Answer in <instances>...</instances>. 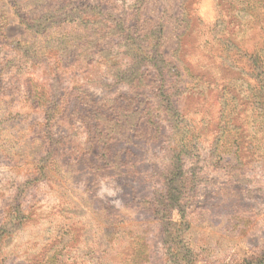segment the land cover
Instances as JSON below:
<instances>
[{
  "label": "rangeland",
  "instance_id": "1",
  "mask_svg": "<svg viewBox=\"0 0 264 264\" xmlns=\"http://www.w3.org/2000/svg\"><path fill=\"white\" fill-rule=\"evenodd\" d=\"M113 1L147 18L145 34L161 26V36L125 38L126 73L114 89L126 91L132 74L139 76L133 91H141L153 118L130 114L128 122L137 121L147 138L157 132L137 154L146 160L147 178L157 175L158 183L170 176L157 186L167 195L158 190L155 203L172 209L158 217L164 225L157 235L139 232L143 216L127 219L129 237L114 235L103 215L91 213L93 200L76 196L78 185L62 178L54 161L31 163L46 151L47 133L54 135L51 158L84 142L80 125L62 117L67 107L68 116L75 113L67 103L72 89L97 97L113 89L101 66L67 65L94 47L65 51L73 24L50 29L56 32L43 49L45 37L25 30L0 0V36L7 39L0 47V264H264V0H147L142 7L138 0ZM145 74L154 78L152 86ZM104 82L112 90H103ZM130 104L125 97L126 111ZM64 133L74 145L59 143ZM8 134L25 136L15 154ZM90 151L97 153L94 142ZM118 187L102 182L96 196L118 208ZM77 199L87 202L85 211ZM140 239L153 241L162 259L145 262Z\"/></svg>",
  "mask_w": 264,
  "mask_h": 264
},
{
  "label": "trees",
  "instance_id": "2",
  "mask_svg": "<svg viewBox=\"0 0 264 264\" xmlns=\"http://www.w3.org/2000/svg\"><path fill=\"white\" fill-rule=\"evenodd\" d=\"M137 2L142 7L147 3V0H138ZM7 3L16 14L19 25L38 38L45 37L43 49L47 48L51 42L48 39L56 32H49L50 29L58 28L62 24H73L69 32L71 37L69 36L63 41L67 46L65 51L72 55L75 50L79 52L87 43H91L94 47L82 54L78 53V61L77 59L72 61L74 60L72 58L70 61L67 60L69 62L67 65L72 66L75 70L77 67H74V64H79L83 70L97 69L94 65L101 66L113 89H110L107 82H104L101 88L105 91L112 90V92H107V95L103 97L94 96L81 86L72 89L67 103L74 107L75 113L68 116L67 107L62 113V117L69 118L71 123L80 125L84 142L78 144L76 152H72L69 147L51 158L47 151L52 148L54 135L52 134L50 137V133H47L46 151L30 158L31 163H38L45 167L49 159L54 161L59 167L61 177L67 179V182L73 180L78 185L79 191L76 192L79 195L75 193L76 196L80 198L87 196L93 200L90 207L91 213L103 215V219L110 222L109 232H114V235L129 237V232H131L129 226L131 227L132 224L127 219H131L132 216L136 217L135 221L137 222L140 221V217L144 218L142 222H139L141 227L136 225L140 233L157 235L164 225L161 224L162 219L158 217L162 212L166 214L172 209L169 202L155 203L158 190L165 192L163 188L157 190V186H166L170 183L171 178L169 175L165 179L159 178L158 183L157 175L147 178L148 168L144 166L146 160L141 159L137 154L138 150L140 151L143 147H150V142L157 138V132L147 138L138 131L137 121L132 126L128 122L130 114L140 115L147 112L149 115L148 104H144L140 97L143 94L140 90L133 91L136 83L139 82V76L136 77L135 74H132L133 84L130 83V88H127L126 91H116L114 87L122 85L123 75L126 73L122 70L125 38L127 36L138 38L141 34L143 37H152L156 31L161 36L160 24L145 34L142 23L147 18H139L138 10L135 12L119 10L113 0H7ZM65 34H59V36H65ZM6 40L3 35L0 36V47L7 46ZM107 53L108 55H106ZM38 54L39 58H42V56L45 57L46 52L43 50ZM70 57L68 56V59ZM144 77L149 82V86H152L154 78L148 76V80L146 74ZM129 92L130 94H128ZM125 97L126 102L131 103L130 111L125 110L127 108L124 106ZM46 100H50V98ZM34 103L32 101L31 104ZM34 108H37V105ZM16 116L20 117L22 123L27 121L26 117H24L25 120L22 118L23 114L19 113ZM149 118H153V116L149 115ZM29 128L31 127H26L24 130ZM131 128H135L133 135L126 133V130ZM59 136L61 137L58 138L59 143H67L68 146L75 144V142H71V137L68 138L66 133ZM124 136L128 140L127 143L122 142ZM5 138L14 140L11 142V150L14 152V148H20L21 140L25 139V136L18 139L14 135L8 134ZM93 142L96 144L97 153L95 154L90 151ZM58 146L63 149V145ZM38 171L34 170L32 174H38ZM151 171L150 169V174H152ZM65 173L71 176L66 177ZM28 175L32 176L30 173ZM105 181L119 185L120 205L118 208L108 206L96 196L99 185ZM165 195H167L166 192ZM77 201L83 207L81 209L85 211L88 206L87 202L83 199H77ZM177 208L179 210V207ZM152 243L153 241L147 239L141 241L140 239V246L146 250L147 260L145 262L152 258L162 259L154 255L153 247L155 245ZM161 244L162 240H159L158 245Z\"/></svg>",
  "mask_w": 264,
  "mask_h": 264
}]
</instances>
